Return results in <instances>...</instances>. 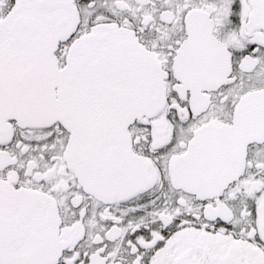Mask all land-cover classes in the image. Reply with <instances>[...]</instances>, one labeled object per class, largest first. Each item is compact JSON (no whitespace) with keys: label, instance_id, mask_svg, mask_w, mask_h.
Wrapping results in <instances>:
<instances>
[{"label":"snow or ice","instance_id":"obj_1","mask_svg":"<svg viewBox=\"0 0 264 264\" xmlns=\"http://www.w3.org/2000/svg\"><path fill=\"white\" fill-rule=\"evenodd\" d=\"M0 264H264V0H0Z\"/></svg>","mask_w":264,"mask_h":264}]
</instances>
